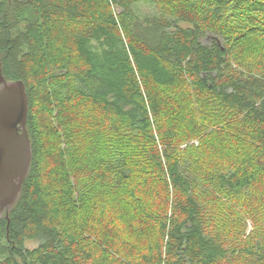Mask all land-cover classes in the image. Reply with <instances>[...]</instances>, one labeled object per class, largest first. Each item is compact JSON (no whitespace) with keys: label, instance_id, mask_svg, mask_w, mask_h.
<instances>
[{"label":"trees","instance_id":"trees-1","mask_svg":"<svg viewBox=\"0 0 264 264\" xmlns=\"http://www.w3.org/2000/svg\"><path fill=\"white\" fill-rule=\"evenodd\" d=\"M263 22L264 0H0L31 146L0 264H264Z\"/></svg>","mask_w":264,"mask_h":264},{"label":"water","instance_id":"water-1","mask_svg":"<svg viewBox=\"0 0 264 264\" xmlns=\"http://www.w3.org/2000/svg\"><path fill=\"white\" fill-rule=\"evenodd\" d=\"M27 109L24 82L5 78L0 69V218L8 219L29 170Z\"/></svg>","mask_w":264,"mask_h":264},{"label":"rangeland","instance_id":"rangeland-1","mask_svg":"<svg viewBox=\"0 0 264 264\" xmlns=\"http://www.w3.org/2000/svg\"><path fill=\"white\" fill-rule=\"evenodd\" d=\"M139 12L140 14H151L154 12L153 8L150 7H146L141 5L139 8ZM181 25H186L185 23H180ZM81 25V23H77V24H67L65 26H63V31L68 35H72V33L77 30L79 28V26ZM259 32L260 33V42L264 43V22L263 24L259 25ZM208 36V35H207ZM204 36L203 37V41L208 42L209 40H211L212 38H210L209 36ZM256 44V43H255ZM258 49L261 48L258 44H256ZM244 53L242 55H240L242 57H244ZM238 55H233L232 59H231V65L236 68V69H242L240 67L241 64L238 63L235 59V57H237ZM249 56L252 58V62H253V66L251 65L249 68L250 69H256L259 67L260 65V60H256L254 62V60L256 59L257 53L252 52L249 53ZM259 56L262 57L259 53ZM38 104V101H36ZM36 109L40 110L39 106L36 105ZM213 110V108H212ZM199 124H202V126H200V128H202L201 133H205L206 135L212 133L213 129L215 128L212 125H207L204 122L198 121ZM198 139L197 138H192L190 140L184 141L179 145L180 149H186V147L190 146V145H198ZM240 209V208H238ZM223 236H225L227 238V240L229 241V243L231 244L232 247H234L236 244H240L242 241H245L249 238H253L256 233H257V229L254 226V224L252 223L251 219L248 218V216H245V218L243 219V216H240V219H238V221H236V223H226L225 226L223 227ZM25 244L28 248L32 249L34 247L37 246L38 241L36 240H26ZM236 258H237V253H231L229 252V254L227 255V258L225 260H221L219 262V264H235L236 263Z\"/></svg>","mask_w":264,"mask_h":264}]
</instances>
